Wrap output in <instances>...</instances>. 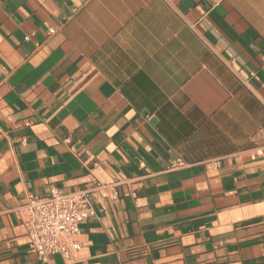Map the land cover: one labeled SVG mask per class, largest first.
Wrapping results in <instances>:
<instances>
[{
    "label": "crops",
    "instance_id": "1",
    "mask_svg": "<svg viewBox=\"0 0 264 264\" xmlns=\"http://www.w3.org/2000/svg\"><path fill=\"white\" fill-rule=\"evenodd\" d=\"M262 145L264 0H0V264H264ZM52 188L70 262L25 238Z\"/></svg>",
    "mask_w": 264,
    "mask_h": 264
},
{
    "label": "built area",
    "instance_id": "2",
    "mask_svg": "<svg viewBox=\"0 0 264 264\" xmlns=\"http://www.w3.org/2000/svg\"><path fill=\"white\" fill-rule=\"evenodd\" d=\"M54 33L53 29L48 34ZM256 157H264V145L256 149ZM103 186L97 184L96 190ZM91 191L64 193L52 188L47 197H27L20 211L24 216L25 238L38 256L59 255L70 262L80 250V226L95 217L90 201Z\"/></svg>",
    "mask_w": 264,
    "mask_h": 264
},
{
    "label": "water",
    "instance_id": "3",
    "mask_svg": "<svg viewBox=\"0 0 264 264\" xmlns=\"http://www.w3.org/2000/svg\"><path fill=\"white\" fill-rule=\"evenodd\" d=\"M153 122V121H152Z\"/></svg>",
    "mask_w": 264,
    "mask_h": 264
}]
</instances>
